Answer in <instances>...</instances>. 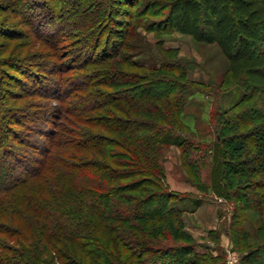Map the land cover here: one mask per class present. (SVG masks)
I'll use <instances>...</instances> for the list:
<instances>
[{
  "label": "trees",
  "instance_id": "trees-1",
  "mask_svg": "<svg viewBox=\"0 0 264 264\" xmlns=\"http://www.w3.org/2000/svg\"><path fill=\"white\" fill-rule=\"evenodd\" d=\"M51 1L9 0L0 8L21 9L36 38L56 43L67 30L53 23L61 8ZM114 1L106 0L105 8L98 0L81 1L74 18L83 26L84 52H98L81 62L84 70H93L82 74L91 81L68 86L74 93L88 84L83 98L90 103L89 114L77 104L80 117L72 119L83 132L47 129L49 141L31 144L43 154L36 168L28 169L30 163L19 158L0 165V264H214L196 245L185 243L191 235L184 230L183 214L190 206H178L161 166L171 146L179 148L182 165L200 191L233 201L225 233L242 254L240 264H264V0H123L128 9H117ZM63 14H68L65 20L71 10L65 7ZM100 21L124 25L122 41L102 47L100 32L107 23ZM139 27L218 46L228 61L225 81L212 89L191 79L177 57L179 49L165 48L164 41L156 43L163 55L158 67L129 61L125 51ZM2 28L6 24L0 22L6 34ZM44 30L49 36L38 34ZM89 37L93 43L86 42ZM92 64L101 69H90ZM8 65L10 58L0 59V69ZM40 68L48 73L53 67ZM63 87L50 82L39 93H65ZM212 92L220 101L232 92L239 97L227 109L213 106L210 122L217 139L207 143L183 119L194 95ZM0 130L5 132L6 125L0 123ZM202 149L212 159L199 165ZM205 167L206 183L199 178ZM199 206L194 201L190 210Z\"/></svg>",
  "mask_w": 264,
  "mask_h": 264
},
{
  "label": "rangeland",
  "instance_id": "rangeland-1",
  "mask_svg": "<svg viewBox=\"0 0 264 264\" xmlns=\"http://www.w3.org/2000/svg\"><path fill=\"white\" fill-rule=\"evenodd\" d=\"M8 1L0 0V3L7 7ZM46 1L49 5L53 2L51 0ZM65 1L66 4L62 3V0H57L58 7L61 10L57 12L53 23L61 26L64 25L67 32L56 43L51 39L40 40L36 38L31 27L27 26L23 15L24 12L21 9L16 8V10L13 8L9 10L7 8L3 10L0 8V22L6 24V28H2L6 34L0 32V59L8 57L12 63V65H8V67L3 66L0 69V123L2 127L6 125V133L0 130V165L3 168L7 167L5 163H17L15 158L20 159L19 163H30V166L26 164L28 165V169L31 166L36 168L38 160L42 159L43 154L32 148L31 144L49 141L45 134L47 129L62 131L64 128L66 131L67 129L71 131V133H79L81 130L83 132V129H79L73 124L72 119L80 117L75 112L77 104L86 107L87 111L84 114H89L88 105L90 103L86 101V98H83L86 96L85 90L88 88V84H85L81 92L76 91L74 93L68 90V86L72 82H76L80 86L79 83L81 81L87 83L91 81L85 80L82 74H90L93 70H84L81 62H89L98 52H95L94 55L90 52H84L83 40L85 38H80L83 33V26L80 22L74 20L79 15L80 9L78 10V8L82 5L80 2H84L85 0ZM98 1L105 8L106 0ZM114 2H118L116 4L117 9H123L124 6H127V3L123 0H115ZM25 3H29V0H24L23 4ZM63 7L71 10L70 16L65 20L62 17L68 14L64 16ZM126 8L128 9L129 7L127 6ZM113 17L118 22L128 20L123 16ZM100 23L102 25L107 23L104 27L105 31L100 32L103 41L102 47H105L109 42L108 47L111 48L113 43H120L122 41L119 35L123 33L124 25L120 26L114 21H100ZM44 32L43 34H38L47 36V31L44 30ZM93 40L94 38L89 37L86 42L93 43ZM157 41H164L165 48L179 49L177 57L186 65L191 79L211 84L210 88L212 89H215L216 85L225 81L228 61L219 47L198 43L191 36L177 32L172 34H155L147 32L143 27H139L133 34V39L128 43L131 48L125 51L128 60L140 65L158 67L160 65L158 61L162 59L163 55L156 45ZM19 59L26 60V63H18ZM30 63H37L38 65L28 66ZM55 63H59L61 68H56L57 65ZM53 64L56 66L54 67ZM44 65L45 68H53L48 73L43 72L40 67ZM71 65H74L73 70L70 68L67 71L64 70L67 66ZM122 67L128 69L126 65H122ZM90 69L100 70L101 67L92 64V68ZM50 82L61 86L64 85L65 93L60 92L58 94L52 90L39 93L42 87L46 84L49 85ZM33 91H36L35 94ZM214 95L208 96L203 93L194 95L190 100L191 106L186 110L187 115L183 119L184 123L196 131L200 138L204 137L203 140L207 143L216 141L217 139L215 130L212 128L210 122V113L213 106L218 103L222 109H227L239 97L238 92H232L224 96L220 101L215 100L216 95ZM94 99L92 96L91 100L93 101ZM9 109L12 110V113ZM54 109L57 110L56 116L53 114L55 112ZM82 110H85V108ZM6 118L8 121H5ZM17 131H21L22 135H16ZM71 133L69 132L67 136L70 137ZM91 133L90 130L88 134ZM2 134L4 138H2ZM79 137H82V135ZM4 139H6V144L3 141ZM24 139H29L31 142L26 143ZM12 145L16 146V149ZM13 149L15 151H12ZM202 151L203 153L200 154L202 156L201 162L197 163L199 165L203 162L209 163L212 159L210 157L211 154L205 153L204 149ZM161 166L164 174V185L169 191L178 195V206L182 207L184 204L190 206L189 211L183 214L184 230L191 235V238L185 243L196 245V251L202 255H206L214 264L222 260L221 264H240L242 254L240 251L234 250L230 237L225 233L231 222L234 208L233 201L217 197L212 194V191H200L197 185L190 179L186 168L182 165L181 152L176 146H171L167 149L161 159ZM199 170H201L199 175L201 182L206 183L208 168H200ZM237 179L238 176L233 177L234 188L238 186ZM194 201L200 203L199 208L205 207L211 209L213 206L217 208L216 221L214 213H212L215 211L214 208V210L202 212L199 216L194 215L199 209L195 212L190 210L194 208ZM192 221L202 225L203 231L200 233L190 231L187 225ZM254 224L255 227L258 225L257 219L254 220ZM215 225L216 228L213 229ZM218 235L220 236L217 238ZM222 237H227L229 240L226 247L221 245Z\"/></svg>",
  "mask_w": 264,
  "mask_h": 264
},
{
  "label": "crops",
  "instance_id": "crops-1",
  "mask_svg": "<svg viewBox=\"0 0 264 264\" xmlns=\"http://www.w3.org/2000/svg\"><path fill=\"white\" fill-rule=\"evenodd\" d=\"M207 207V206H206ZM215 209V211H213L212 213H214V216L216 215V210H217V208H215L214 206L211 208V209H207V208H205V207H200L197 211H196V213H194V215H196V216H199V215H201V213L202 212H207L206 210H212V209ZM213 209V210H214ZM215 221H216V216H215ZM187 228L190 230V231H192V232H194V233H200V232H202L203 231V227H202V225H199V224H196V223H194V221H192L190 224H188L187 225ZM214 228H216V225L213 227V229ZM229 243V240H228V238L227 237H222V240H221V245L222 246H224V247H226L227 246V244Z\"/></svg>",
  "mask_w": 264,
  "mask_h": 264
}]
</instances>
